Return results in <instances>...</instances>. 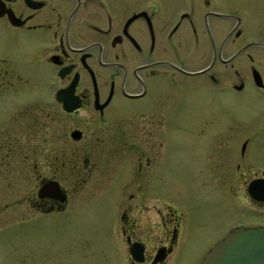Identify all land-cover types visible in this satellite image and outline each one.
I'll return each instance as SVG.
<instances>
[{"label":"flooded vegetation","instance_id":"flooded-vegetation-1","mask_svg":"<svg viewBox=\"0 0 264 264\" xmlns=\"http://www.w3.org/2000/svg\"><path fill=\"white\" fill-rule=\"evenodd\" d=\"M245 9L244 0H0V228L68 216L87 187L126 169L115 174L127 197L115 226L127 261L176 264L182 217L161 206L167 142L224 134L231 90L258 91L264 118V43L246 42ZM223 162L235 208H264V168ZM247 220L211 248L235 227L264 225Z\"/></svg>","mask_w":264,"mask_h":264},{"label":"rangeland","instance_id":"rangeland-1","mask_svg":"<svg viewBox=\"0 0 264 264\" xmlns=\"http://www.w3.org/2000/svg\"><path fill=\"white\" fill-rule=\"evenodd\" d=\"M244 2L246 42L264 43V0ZM251 50L258 52L255 46ZM231 91L229 129L224 134H183L174 145L172 141L166 145L165 161L161 162V206L173 207L182 217L173 255L176 264H201L237 218L264 223V208L243 205L236 209L225 183L230 166L223 160L264 168V118L257 117L262 110L258 105L261 98H256L260 94L249 87ZM254 167H246L244 172ZM117 173L126 176L127 171L113 170V179L87 187L83 202L68 216H39L28 224L0 228V264H129L124 233L115 226L121 221L122 198H127L122 193L125 177H116ZM155 202L149 196V204ZM149 214L148 232L154 233L151 228L158 214L152 210Z\"/></svg>","mask_w":264,"mask_h":264},{"label":"water","instance_id":"water-1","mask_svg":"<svg viewBox=\"0 0 264 264\" xmlns=\"http://www.w3.org/2000/svg\"><path fill=\"white\" fill-rule=\"evenodd\" d=\"M201 264H264V225L231 229L205 254Z\"/></svg>","mask_w":264,"mask_h":264}]
</instances>
